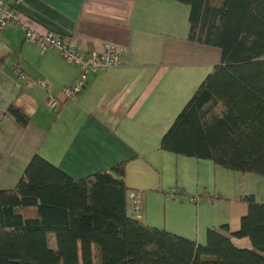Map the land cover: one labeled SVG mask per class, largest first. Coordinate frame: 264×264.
<instances>
[{"label": "crops", "instance_id": "crops-1", "mask_svg": "<svg viewBox=\"0 0 264 264\" xmlns=\"http://www.w3.org/2000/svg\"><path fill=\"white\" fill-rule=\"evenodd\" d=\"M0 1L32 28L60 35L83 53L101 52L106 44L123 49L121 65L92 74L76 97L66 99L63 89L79 76L78 65L55 48L26 40L17 24L0 30V190L15 186L34 154L75 179L125 162V183L140 193L139 212L128 198L135 218L199 243L209 227L239 228L246 211L241 195L264 202L257 174L160 148L162 135L220 60L219 48L188 39L187 4ZM49 95L62 102L58 110L47 106ZM10 106L28 116L25 125ZM210 196L218 199L211 202ZM230 238L237 247L251 248L248 237Z\"/></svg>", "mask_w": 264, "mask_h": 264}, {"label": "trees", "instance_id": "trees-1", "mask_svg": "<svg viewBox=\"0 0 264 264\" xmlns=\"http://www.w3.org/2000/svg\"><path fill=\"white\" fill-rule=\"evenodd\" d=\"M178 1L189 6L188 39L219 48L220 60L160 148L264 176V0ZM124 176L120 162L75 179L34 154L15 186L0 190V264H264V202L253 194L238 198L246 211L237 230L209 227L199 243L129 215Z\"/></svg>", "mask_w": 264, "mask_h": 264}, {"label": "built area", "instance_id": "built-area-1", "mask_svg": "<svg viewBox=\"0 0 264 264\" xmlns=\"http://www.w3.org/2000/svg\"><path fill=\"white\" fill-rule=\"evenodd\" d=\"M7 23L19 25L24 32L26 40L38 43L44 49L55 48L64 60L78 65L79 76L63 89L66 99L76 97L82 91L92 74L112 66H119L123 62V49L121 47L106 44L101 52L83 53L70 41H65L60 35L51 32H39L32 28L23 21L17 10L0 1V30ZM14 68L18 70V65L15 64ZM18 76L21 79H26L22 72H18ZM38 84L42 88H47V84L43 81H39ZM61 103L60 100L49 95L47 106L50 109L58 110ZM128 198L132 203L133 210L139 212L141 207L140 193L138 191H130Z\"/></svg>", "mask_w": 264, "mask_h": 264}, {"label": "rangeland", "instance_id": "rangeland-1", "mask_svg": "<svg viewBox=\"0 0 264 264\" xmlns=\"http://www.w3.org/2000/svg\"><path fill=\"white\" fill-rule=\"evenodd\" d=\"M258 175V174H257ZM259 177V179H258V181H260V183L259 184H261V185H263L264 184V176H262V175H258ZM130 192V191H129ZM202 195V194H201ZM200 195V197H202ZM211 197V196H210ZM129 207H128V213L131 215V216H134V217H137L138 216V214H136V213H134L131 209H130V204L128 205ZM49 244H50V246H52L53 245V239H52V237H51V235H50V237H49Z\"/></svg>", "mask_w": 264, "mask_h": 264}]
</instances>
